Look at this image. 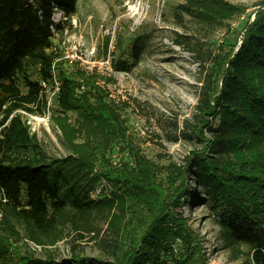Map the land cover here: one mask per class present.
I'll return each mask as SVG.
<instances>
[{
    "label": "trees",
    "instance_id": "16d2710c",
    "mask_svg": "<svg viewBox=\"0 0 264 264\" xmlns=\"http://www.w3.org/2000/svg\"><path fill=\"white\" fill-rule=\"evenodd\" d=\"M256 6L238 49L236 39H224L209 58L191 115L180 126L167 121L168 142L194 146L180 162L158 163L128 130V102L82 70L66 72L51 49L55 12H74L76 0H0V264H91L86 243L104 264H209L178 212L188 202V175L193 193L201 188L214 204L222 248L244 255L237 264H264V0ZM246 10L229 0H185L173 10L184 29L173 41L199 55L216 29ZM125 54L135 59L138 49ZM55 81L58 113L49 121L65 154L52 157L25 116L45 112V87ZM115 144L127 155L118 162L106 154ZM64 240L71 255L58 260L55 245Z\"/></svg>",
    "mask_w": 264,
    "mask_h": 264
},
{
    "label": "rangeland",
    "instance_id": "374dc122",
    "mask_svg": "<svg viewBox=\"0 0 264 264\" xmlns=\"http://www.w3.org/2000/svg\"><path fill=\"white\" fill-rule=\"evenodd\" d=\"M184 1L76 0L74 12L56 11L53 16L51 49L58 53L61 68L69 73L82 70L92 77L95 85L104 86L111 96L128 102L129 107L123 111L128 130L145 155L158 163H165L169 158L180 162L194 146L182 140L168 142L165 132L170 129L167 123L176 119L180 126L191 115L199 87L211 70L209 58L221 51L220 44L224 39H236L234 51L238 49L242 34L239 32L246 19L254 17L260 0H229L245 4L246 13L216 29L202 44L199 55L173 41L177 33L184 32L173 17L175 7ZM134 48L138 49L137 57H126L125 52ZM198 56L203 63L197 61ZM124 60L128 65H121ZM79 81V91H83L85 84L81 79ZM54 92L55 88L46 85L45 112L25 117L45 154L57 157L64 155L65 150L59 142L57 129L49 121L52 114L58 113L53 101ZM154 140L160 141L162 146ZM106 154L112 162L127 157L119 144L113 145ZM193 185L188 175L189 191L182 197L188 202L182 204L178 212L186 216L198 234L209 264H237L244 255L234 259L222 248L212 211L214 204L201 188L196 196ZM81 246L82 255L90 258L91 264H104L102 261L107 260L93 244ZM19 248L26 250L27 245L20 243ZM240 249L249 251L245 245H240ZM55 254L58 260L68 259L71 255L68 241L58 242Z\"/></svg>",
    "mask_w": 264,
    "mask_h": 264
},
{
    "label": "built area",
    "instance_id": "2783aa9c",
    "mask_svg": "<svg viewBox=\"0 0 264 264\" xmlns=\"http://www.w3.org/2000/svg\"><path fill=\"white\" fill-rule=\"evenodd\" d=\"M43 85H44V83H43ZM54 88H55V91L58 89V82H54Z\"/></svg>",
    "mask_w": 264,
    "mask_h": 264
}]
</instances>
